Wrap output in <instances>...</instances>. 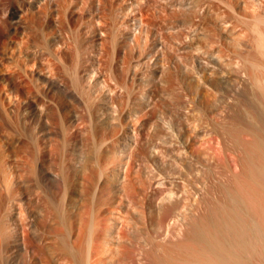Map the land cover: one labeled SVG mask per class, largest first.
<instances>
[{
  "label": "bare ground",
  "instance_id": "1",
  "mask_svg": "<svg viewBox=\"0 0 264 264\" xmlns=\"http://www.w3.org/2000/svg\"><path fill=\"white\" fill-rule=\"evenodd\" d=\"M249 89L264 0H0V264H264Z\"/></svg>",
  "mask_w": 264,
  "mask_h": 264
},
{
  "label": "rangeland",
  "instance_id": "2",
  "mask_svg": "<svg viewBox=\"0 0 264 264\" xmlns=\"http://www.w3.org/2000/svg\"><path fill=\"white\" fill-rule=\"evenodd\" d=\"M207 52H208V50L207 49H205ZM214 54L216 55V56H219L221 59H224V60H226V59H228L229 57H231V52H229V51H226V49H221V50H219V51H214ZM204 83H205V89H204V96L206 97V98H208L209 99V101H210V106L212 107V106H215L216 105V103L218 104V101H220L221 100V97H223V95L222 94H225V93H223L224 92V90H223V86H226L225 85V83L223 82V85L221 84V86L222 87H216V86H209V85H206L207 83H206V80H204ZM251 91H253V92H251ZM255 92H256V94H258V95H256L255 94ZM222 93V94H221ZM247 94H248V92H247ZM250 94V95H249ZM249 94H248V99H250V100H248L249 102V104L251 105V103H252V105H251V107L253 108V110H257V112L255 113L256 114V116L258 117L257 119V122L259 123V124H264V108H262V107H264L263 106V103H261V102H259V101H261V99H259V93H258V91L257 90H255V89H249ZM253 95V96H252ZM250 97V98H249ZM254 97H256V98H254ZM253 98V99H252ZM256 99V100H255ZM257 102V103H256ZM260 103H261V105H260ZM219 105V104H218ZM251 107H247V110L245 111V109L246 108H239L238 107V105L236 104V102H232V111L234 112V111H236L237 112V114L240 116V118L242 119L243 118V120H249L250 119V111H249V109L251 108ZM249 108V109H248ZM252 108L250 109V110H252ZM242 110H244L245 111V113H244V111H242ZM248 111V112H247ZM249 113V114H248ZM248 114V115H247ZM258 114V115H257ZM247 116V117H246ZM261 117V118H260ZM263 121V122H262ZM262 124V125H263ZM205 140V139H204ZM211 143H209V142H207V141H205V142H203V143H197V144H195L194 145V147H193V149H194V151H195V149H197V148H199V147H203L204 146V149H206V150H204V152L206 153V155L209 157L210 155H216L215 153H217L216 152V145L215 144H212L213 145V147H212V145H210ZM215 145V146H214ZM207 146H211V148H209V147H207ZM206 147V148H205ZM207 148H208V151H207ZM214 149V150H213ZM212 152H213V154H212ZM208 154H210V155H208ZM223 156H224V158L226 159V161H228V163H230V165L232 166V168L233 169H235V168H237L238 167V165H236L235 164V161L234 160H232V158L234 157V155L232 156V154H231V152L230 151H226L224 154H223ZM232 161H234L233 163H232ZM239 168V167H238ZM237 168V169H238ZM208 169V168H207ZM216 170L218 171V168H216ZM236 170V169H235ZM212 171V172H211ZM220 172V171H219ZM210 173V174H209ZM213 169H208V170H206L205 171V178H209V176H211V174H212V177H214V175H213ZM208 175V176H207ZM217 180L214 178V183L216 182ZM218 182V181H217ZM217 182H216V184H217Z\"/></svg>",
  "mask_w": 264,
  "mask_h": 264
}]
</instances>
